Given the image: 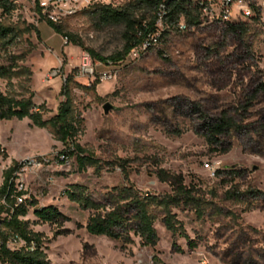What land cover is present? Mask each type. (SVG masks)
Masks as SVG:
<instances>
[{
	"label": "rangeland",
	"instance_id": "374dc122",
	"mask_svg": "<svg viewBox=\"0 0 264 264\" xmlns=\"http://www.w3.org/2000/svg\"><path fill=\"white\" fill-rule=\"evenodd\" d=\"M127 1L91 0L89 6ZM201 1L207 10L200 25L180 29L161 24L167 31L161 44L121 62L97 61L95 77L87 78L78 73L86 48L64 44L62 35L37 11L36 0H17L13 21L34 24L40 36L32 30L8 50H0V64L26 53L19 64L31 71L2 79V90L18 98L33 93L37 107L42 105V118L50 119L65 99L63 84L72 73V97L83 118L78 141L84 155L96 159L84 169L75 156L63 162L58 156L68 147L29 115L0 122V145L7 153H0V187L4 172L18 161L14 179L16 185L23 183L26 199L37 207L55 205L68 217L58 224L42 222L32 206L21 217L41 234L49 264H264V0L230 2L231 21L251 24L244 42L224 30L227 20L220 13L229 0ZM243 4L249 5V16L241 11ZM254 7L261 13L257 23L251 19ZM63 25L103 56L123 47L122 28L103 26L91 14L78 12ZM245 42H253L254 55ZM256 64L261 69L255 74L257 82L251 79ZM58 68L60 75L50 78ZM104 70H112L114 77L100 79ZM96 79L99 82L90 89L75 83L90 85ZM106 103L113 107L108 113ZM223 112L234 118L235 126L218 145H210L204 114ZM37 157L35 165L21 169L26 159ZM161 168L182 175L206 201L200 212L190 205L172 208L196 243L193 248L187 237L165 227L161 215L155 223L159 239L154 246H145L138 236L124 242L93 235L86 228L91 211L63 193L79 184L93 200L108 202L109 193L114 196L131 183L144 192H171L169 183L157 176ZM227 191L237 194L228 198Z\"/></svg>",
	"mask_w": 264,
	"mask_h": 264
},
{
	"label": "trees",
	"instance_id": "16d2710c",
	"mask_svg": "<svg viewBox=\"0 0 264 264\" xmlns=\"http://www.w3.org/2000/svg\"><path fill=\"white\" fill-rule=\"evenodd\" d=\"M164 5L162 23H159V9ZM18 5L17 0H0V50H8L15 41L24 33L35 30L40 36L38 28L34 24H25V21H13L12 17ZM205 3L201 0H129L120 5L111 3H95L80 13L91 14L103 26H119L122 28L123 47L109 56H103L96 50L86 47L84 41L75 33L65 30L63 23H54L43 19L63 37H68L69 43H73L82 48H86L95 61L121 62L135 50L144 40L162 43L166 35L162 25H168L173 28H180L181 20H184L186 26L200 25L202 15L205 10ZM36 9L41 14L39 0H36ZM255 15L251 19L255 23L261 20V13L254 7ZM65 21V20H64ZM22 24V25H21ZM226 34H232L239 41H246L251 34V24L248 21H225ZM253 42H245V47L254 55L255 50ZM155 45L149 47L153 48ZM143 52L142 50H139ZM163 57L164 51H159ZM26 53L11 55L9 62L0 64V122L11 118H23L31 116L34 123L47 127L55 137L68 147L67 150L58 156L63 162H67L70 157L75 156L80 168L84 169L88 164H95L96 159L93 155H84L85 150L78 141L81 132L83 118L77 111L74 99L72 97L71 83L74 76L69 73L64 81L62 95L65 97L60 102L58 112L50 119H43L40 107H37L33 101V93L28 98H18L16 95L4 92L1 87V80H11L19 78L26 72L31 75L28 67L20 65ZM67 64L64 59L61 69L64 70ZM252 80L255 79L256 72L260 67L256 64ZM96 79L90 85L78 83L86 89L95 88L99 82ZM258 81V78L254 80ZM264 87V82L261 83ZM203 126L205 137L210 145H218L223 137L230 135L235 126L234 118L227 113L217 116L204 114ZM0 153L7 155L6 150L0 145ZM21 164L16 161L4 172V182L0 187V226L6 230L17 232L24 238L28 245L34 243V249L30 250L27 246L17 249H5L2 259L6 264H49L47 255L42 247L41 234L30 228L29 221L21 217L26 216L29 207H34V214L42 222L62 223L68 217L60 211L55 205L37 207L32 199H25L20 204L17 198L25 194L19 190L14 179V172L20 168ZM124 171L127 172L123 164ZM233 173V172H232ZM158 178L169 183L171 192L162 194L152 193L150 191H141L134 184L123 186L116 195L112 193L107 200H93L83 189L82 185L76 184L74 189H65L63 193L71 200L77 201L82 208L91 211L86 225L87 230L93 235H103L114 240L124 242L133 241L134 236L140 237L145 246H154L157 244L159 236L155 223L161 215L165 227L174 234L179 233L188 238L190 248L196 246L194 240L189 239L183 224L173 213V207L190 205L196 207L200 212L202 203L206 201L197 195L191 187L184 182L180 174L170 173L165 169L157 171ZM248 192V191H247ZM237 193L227 191L228 198H232ZM5 214L2 216L1 214ZM3 234V232H2Z\"/></svg>",
	"mask_w": 264,
	"mask_h": 264
},
{
	"label": "built area",
	"instance_id": "2783aa9c",
	"mask_svg": "<svg viewBox=\"0 0 264 264\" xmlns=\"http://www.w3.org/2000/svg\"><path fill=\"white\" fill-rule=\"evenodd\" d=\"M232 0L226 1L222 4L221 9V15L220 17L223 20L230 21L233 18L232 13ZM91 3V0H39V7L41 9V15H43L46 19L54 22V23H63L64 20H66L68 17H71L81 10H83L85 7H88ZM205 10H207V7H205ZM241 11L246 16H249L251 14V9L249 5L243 4L241 6ZM165 13L164 5H162L159 9V23H162L163 14ZM180 29L186 28V24L183 22H180L179 24ZM64 44H69L68 37H63ZM157 43L156 39H153V41L145 40L140 46L139 50L146 51L149 49L151 45H155ZM139 50L135 49L131 54H134L135 56L138 55L140 52ZM109 62L108 64H110ZM98 65L97 61H95L92 58V55L88 51H83L81 54V61L79 64L78 73L81 77H87L92 78L96 75V66ZM60 75V69L53 70L49 77L52 78L54 76ZM114 77V73L112 70H104L99 73V78L102 80H108ZM38 158H30L26 159L21 169H28L29 166L35 165L38 162ZM64 158V155H62V159ZM19 190L23 189V183L18 182L17 185ZM26 199L25 195L19 196L17 198V203L20 204L24 202ZM3 232V234H2ZM27 246L30 250L34 249V243L32 242L30 245L27 244V242L24 240L22 236H20L19 233L6 230L0 226V264L2 263V259L4 256V250L5 249H17L21 247Z\"/></svg>",
	"mask_w": 264,
	"mask_h": 264
},
{
	"label": "water",
	"instance_id": "95a60500",
	"mask_svg": "<svg viewBox=\"0 0 264 264\" xmlns=\"http://www.w3.org/2000/svg\"><path fill=\"white\" fill-rule=\"evenodd\" d=\"M112 108L113 107H112V105L110 103H106L104 105V111H105V113H108Z\"/></svg>",
	"mask_w": 264,
	"mask_h": 264
},
{
	"label": "crops",
	"instance_id": "0c3cea01",
	"mask_svg": "<svg viewBox=\"0 0 264 264\" xmlns=\"http://www.w3.org/2000/svg\"><path fill=\"white\" fill-rule=\"evenodd\" d=\"M62 37H63V36H62ZM68 46H69V45H66V48H67ZM66 48H65V49H66Z\"/></svg>",
	"mask_w": 264,
	"mask_h": 264
}]
</instances>
